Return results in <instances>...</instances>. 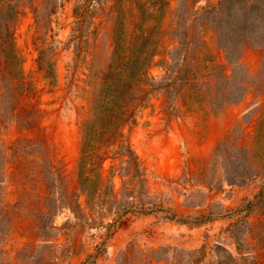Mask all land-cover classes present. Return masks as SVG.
Returning <instances> with one entry per match:
<instances>
[{
	"label": "rangeland",
	"instance_id": "obj_1",
	"mask_svg": "<svg viewBox=\"0 0 264 264\" xmlns=\"http://www.w3.org/2000/svg\"><path fill=\"white\" fill-rule=\"evenodd\" d=\"M0 264H264V0H0Z\"/></svg>",
	"mask_w": 264,
	"mask_h": 264
}]
</instances>
